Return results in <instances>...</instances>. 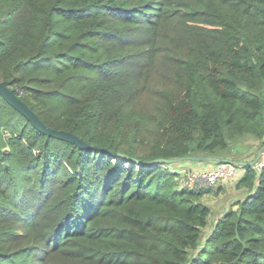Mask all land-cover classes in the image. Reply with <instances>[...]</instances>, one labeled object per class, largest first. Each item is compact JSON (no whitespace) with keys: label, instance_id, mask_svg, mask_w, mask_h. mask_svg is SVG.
I'll use <instances>...</instances> for the list:
<instances>
[{"label":"trees","instance_id":"obj_1","mask_svg":"<svg viewBox=\"0 0 264 264\" xmlns=\"http://www.w3.org/2000/svg\"><path fill=\"white\" fill-rule=\"evenodd\" d=\"M3 81L91 147L0 96V264H264V168L204 237L167 162L264 147V0H0Z\"/></svg>","mask_w":264,"mask_h":264},{"label":"water","instance_id":"obj_2","mask_svg":"<svg viewBox=\"0 0 264 264\" xmlns=\"http://www.w3.org/2000/svg\"><path fill=\"white\" fill-rule=\"evenodd\" d=\"M11 84L12 82L7 81L0 82V96H2L12 107L19 111L24 117H26L33 124L34 127L50 136H53L63 141L74 143L79 147H91L86 144L80 137L71 132L55 130L44 124L43 121L39 118V116L31 109V107L28 106L19 97V95L16 93V90L11 88ZM95 149L100 152H107L106 150L100 147H96ZM119 157L126 158V156L123 154H120ZM183 161L216 162L218 164L233 163L229 159H221L216 157H188L167 160L168 163H180ZM155 163L157 162H153L151 164Z\"/></svg>","mask_w":264,"mask_h":264},{"label":"built area","instance_id":"obj_3","mask_svg":"<svg viewBox=\"0 0 264 264\" xmlns=\"http://www.w3.org/2000/svg\"><path fill=\"white\" fill-rule=\"evenodd\" d=\"M252 168L257 172H261L264 168V151L259 160L251 164ZM180 174L179 182L182 186L202 189L213 188L228 183L231 180L237 179L244 173L243 165L239 163L218 164L216 168L209 171H194V170H178Z\"/></svg>","mask_w":264,"mask_h":264},{"label":"rangeland","instance_id":"obj_4","mask_svg":"<svg viewBox=\"0 0 264 264\" xmlns=\"http://www.w3.org/2000/svg\"><path fill=\"white\" fill-rule=\"evenodd\" d=\"M248 152L249 149L247 148L238 149L237 147L233 151V154L234 156L237 157L238 160H244L245 157H248L249 155ZM236 157H234V159H236ZM188 162L189 161H186L184 163H178L175 166L180 168L178 170H184V171L192 170L186 167L188 166L186 165L188 164ZM213 163L217 167L218 163L216 162ZM235 181L236 180H231L228 183L218 186L217 189H214L215 192L207 194L205 196V199H203V202L206 203L212 210L211 216L209 218V225L204 231V237H206L209 234V232H211L210 229H212V226L217 221V219L222 217L227 210L232 208L238 199L244 197L245 195L244 192H238L234 190L233 185Z\"/></svg>","mask_w":264,"mask_h":264},{"label":"crops","instance_id":"obj_5","mask_svg":"<svg viewBox=\"0 0 264 264\" xmlns=\"http://www.w3.org/2000/svg\"><path fill=\"white\" fill-rule=\"evenodd\" d=\"M242 148L249 149V152H248L249 155H248V157H245L244 160H240L237 162L240 165H243L246 163H250V164L254 163L256 160L260 159V157L262 156L263 151H264V147H261L260 144L257 142H251V147L238 146V149H242ZM212 163L213 162L189 161L188 164H186V165H188L186 167H188L194 171H209V170H213L214 168H216V165L214 163L213 164ZM214 165H215V167H214ZM244 172H245V170H244ZM243 174L244 173H242L240 177H242ZM239 178L234 179L236 181H235L233 187H234V190H236V191H238L236 189V183H237ZM238 192H244L245 195L248 193L244 189L241 191H238ZM210 231H211V229H210Z\"/></svg>","mask_w":264,"mask_h":264}]
</instances>
